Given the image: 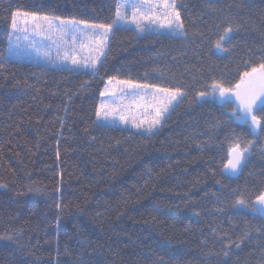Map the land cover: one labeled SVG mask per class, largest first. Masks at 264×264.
<instances>
[{
	"label": "trees",
	"instance_id": "obj_1",
	"mask_svg": "<svg viewBox=\"0 0 264 264\" xmlns=\"http://www.w3.org/2000/svg\"><path fill=\"white\" fill-rule=\"evenodd\" d=\"M117 3L0 0V59L13 12L111 23ZM177 8L185 38L117 31L95 77L20 61L0 70V264H264V216L233 207L264 192V135L196 96L264 61V0ZM228 24L229 50L218 53ZM112 76L182 87L187 97L152 137L98 127ZM234 138L254 146L225 180Z\"/></svg>",
	"mask_w": 264,
	"mask_h": 264
},
{
	"label": "snow or ice",
	"instance_id": "obj_2",
	"mask_svg": "<svg viewBox=\"0 0 264 264\" xmlns=\"http://www.w3.org/2000/svg\"><path fill=\"white\" fill-rule=\"evenodd\" d=\"M18 17L25 24L31 23V27H19ZM131 26L136 33L155 31L159 35L167 33L169 37H186L177 0H118L111 23H91L74 17L64 19L16 11L11 13L9 55L0 59V70L17 57L33 56L40 62L38 66L42 71L51 66L58 71L67 69L70 72L91 73L95 77L108 59L107 48L114 33L129 30ZM233 31L231 24L223 28L214 44L216 51L229 50L226 45L231 43L230 34ZM45 41L48 43L45 44ZM100 96L109 99L102 100L96 109L94 123L98 127H115L119 121L123 125L130 124L141 135L152 137L184 101L187 92L182 87L112 76ZM196 96L198 102L211 99L218 103L229 120L246 127L254 138L264 135V61L246 66L233 83L213 79L207 89L197 92ZM253 146L252 140L242 143L239 138L233 139L222 171L225 180L243 169ZM238 206L247 208L248 204L239 198L233 204V207ZM252 210L264 215V192L257 196ZM247 235L245 232L239 237L241 242ZM236 246L239 247V244ZM224 255L227 256L228 252L225 251Z\"/></svg>",
	"mask_w": 264,
	"mask_h": 264
},
{
	"label": "rangeland",
	"instance_id": "obj_3",
	"mask_svg": "<svg viewBox=\"0 0 264 264\" xmlns=\"http://www.w3.org/2000/svg\"><path fill=\"white\" fill-rule=\"evenodd\" d=\"M18 25H19V27H21V28H23V27H31V23H29V24H25L24 20H23L22 18H19V17H18ZM130 28H133V29H134V26H131ZM10 32H11V31H10ZM151 32H155V31H151ZM145 33H146V32H145ZM139 34H144V33H139ZM164 34H167V33H164ZM20 35H23V33H20ZM47 43H48V42L45 41V44H47ZM8 48H9V44H8ZM217 52H218V51H217ZM218 53H222V52H218ZM53 54H54V52H53ZM8 55H9V52H8V50H7V55H6V56H8ZM15 61L26 62V63H32V64H39V63H40V62L37 61L33 56H27V57H25V56H21V57H17V58L15 59ZM68 67H70V65H69ZM89 74H91V73H89ZM108 99H109L108 97H102L101 101H102V100H108ZM101 123H102V122H101ZM115 127L120 128V129H123V130H128V131L136 132V130L133 129V128L131 127L130 124H128V125H123V124H120L119 121H117ZM160 129H161V128H160ZM160 129H159V130H160ZM240 172H241V171H240ZM240 172H239L236 176H238V175L240 174ZM236 176H234V177H236ZM253 204H256V200H255V202H254ZM253 204H252V205H253ZM240 208H242V209H250V210L253 212V210H252V206H248L247 208H244V207H240ZM255 213L260 214V213H258V212H255ZM260 215H261V214H260ZM262 216H264V215H262Z\"/></svg>",
	"mask_w": 264,
	"mask_h": 264
}]
</instances>
